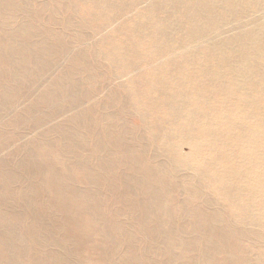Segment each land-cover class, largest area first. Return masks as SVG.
I'll use <instances>...</instances> for the list:
<instances>
[{"label":"bare ground","instance_id":"1","mask_svg":"<svg viewBox=\"0 0 264 264\" xmlns=\"http://www.w3.org/2000/svg\"><path fill=\"white\" fill-rule=\"evenodd\" d=\"M0 264H264V0H0Z\"/></svg>","mask_w":264,"mask_h":264}]
</instances>
